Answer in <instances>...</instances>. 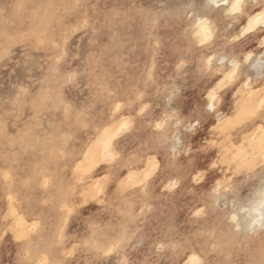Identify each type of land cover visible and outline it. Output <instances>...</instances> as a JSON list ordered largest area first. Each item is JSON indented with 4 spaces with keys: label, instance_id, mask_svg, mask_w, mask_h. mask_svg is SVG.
Listing matches in <instances>:
<instances>
[{
    "label": "rangeland",
    "instance_id": "obj_1",
    "mask_svg": "<svg viewBox=\"0 0 264 264\" xmlns=\"http://www.w3.org/2000/svg\"><path fill=\"white\" fill-rule=\"evenodd\" d=\"M209 6L0 0V264H187L195 246L202 264H264V234L238 237L241 227L230 219L264 176V147L256 140L264 135V80L255 90L261 80L249 62L227 79L222 62L207 58L210 51L256 49L260 35L235 38V20L215 16L218 32L200 44L193 21ZM210 92H220L217 110L228 113L222 121L202 109ZM249 93L261 105L255 102L254 113ZM199 114L203 133L177 136ZM109 128L114 157L102 154ZM228 146L247 154L235 157ZM252 154L258 165L242 171ZM235 158L243 161L238 171ZM225 229L229 236L219 237Z\"/></svg>",
    "mask_w": 264,
    "mask_h": 264
},
{
    "label": "bare ground",
    "instance_id": "obj_2",
    "mask_svg": "<svg viewBox=\"0 0 264 264\" xmlns=\"http://www.w3.org/2000/svg\"><path fill=\"white\" fill-rule=\"evenodd\" d=\"M14 1V0H13ZM65 1V0H64ZM118 1V0H117ZM210 1V0H209ZM257 2V4L256 5H253L252 3H250V2H248V0H243V3H244V5H245V7L242 9V12H243V15H241L240 13H230V11H229V9L227 8V7H225L224 5H223V0H216V2H215V4H212L211 3V6H209L207 9H203V11L201 12V14H199L198 16H197V18H200V19H204V20H206V21H208V27L211 29V38L209 39V40H211L212 39V37H214V34L215 33H217L218 31V29L215 27H212V20L214 19V17L215 16H217V17H219V16H222L223 17V15H226V16H231L230 18L231 19H233V20H235V23L236 24H232L231 22H230V24L229 25H235V30H234V37L236 38V37H238V36H240V35H243V34H246V33H248V31H245V29L247 28V26H248V19L249 18H254L255 16H257L258 14H259V12L261 11V10H264V9H261V7H260V5L261 4H264V3H262V1H264V0H256ZM35 2H36V0H35ZM130 2V1H129ZM233 2V0H229V3H232ZM26 3V2H25ZM31 3H33V2H31ZM13 4V3H12ZM36 4V3H35ZM21 5H22V3H21ZM20 6V5H19ZM33 6H34V4H33ZM37 6V5H36ZM39 6V5H38ZM105 6V5H104ZM57 7V6H56ZM59 7V6H58ZM106 7V6H105ZM21 8V7H20ZM141 8V7H140ZM28 9V8H27ZM40 9H41V7H40ZM39 9V10H40ZM52 9V8H51ZM57 9V8H56ZM58 11V10H57ZM83 11V10H82ZM2 12V11H1ZM13 12V11H12ZM20 13V12H19ZM196 13V12H195ZM131 14V13H130ZM1 16H3V15H1ZM131 16V15H130ZM20 17V16H19ZM24 17V16H23ZM5 18V17H4ZM26 18V17H25ZM37 18V17H36ZM41 18V17H40ZM197 18L196 19H194V23H193V25H194V35H195V31H198L199 29H196L195 28V24H196V20H197ZM8 19V18H7ZM17 19V18H16ZM10 20V19H9ZM8 20V21H9ZM22 21H23V18H22ZM221 21V20H220ZM15 22V21H14ZM25 22V21H24ZM16 23V22H15ZM39 24V23H38ZM4 26V25H3ZM27 26V25H26ZM25 26V27H26ZM52 26V25H51ZM178 26V25H177ZM218 26H219V24H218ZM10 27V26H9ZM12 27V26H11ZM96 28V27H95ZM29 29V28H28ZM50 29V28H49ZM16 30V29H15ZM97 30V29H96ZM253 30H257V32L258 33H256V34H259L260 35V37H259V39L257 40V44L256 45H254V46H257L256 47V49L255 48H252V47H250V48H247V49H243L242 51H241V53L240 54H236V53H232V52H230V53H225L224 51L221 53V54H219V55H217V53H215L214 51H210V53L208 54V56H207V58L209 59V60H211L212 58H216L217 60H220L221 62H222V65H221V67H220V70L219 71H221L222 72V74H223V76L224 77H228L227 79H232V78H234L233 76H231L230 75V73L233 71V68H232V62L233 61H235L238 65H239V69H240V64H241V62H249V64L251 65V67L252 68H254V69H256V76L258 77L257 79H259V80H261V82L260 83H257V85H255L256 87H254V89L256 90V89H258V88H260V86H261V84H262V81L264 80V72H261L260 70H261V68L262 67H264V58L262 57L263 55H264V21H262V22H259V23H257V22H255L254 21V23H253ZM2 31V30H1ZM63 31V34H65L66 33V30H62ZM219 32H220V30H219ZM251 32V31H250ZM6 33V32H5ZM8 34H9V32H7ZM17 33V32H16ZM21 33V32H20ZM192 33H193V31H192ZM221 33V32H220ZM249 34H252V33H249ZM13 35V34H12ZM14 35H15V33H14ZM13 35V36H14ZM94 35V34H93ZM216 35V34H215ZM225 35V34H224ZM12 36V37H13ZM65 36H67V33H66V35ZM192 36V35H191ZM230 36H232V35H230ZM11 37V36H10ZM194 37V36H193ZM218 37V36H217ZM247 37H249V35L247 36ZM250 37H251V35H250ZM253 37V36H252ZM257 37V36H256ZM96 38V37H95ZM196 39L195 40H198L199 41V37H195ZM1 39V38H0ZM33 39V38H32ZM100 39V38H99ZM217 39V38H216ZM243 39H246V37L245 38H243ZM97 40V39H96ZM128 40V39H127ZM208 40V41H209ZM213 40V39H212ZM211 40V41H212ZM247 40H250V38H248V39H246V41ZM48 41H50V40H48ZM53 41V40H52ZM52 41H50V43L52 42ZM56 41V40H55ZM100 41V40H99ZM207 41V42H208ZM222 41H224V40H222ZM226 41V40H225ZM235 41V40H234ZM240 41V40H239ZM245 41V42H246ZM17 42V41H16ZM61 42V41H60ZM44 43V42H43ZM48 43V42H47ZM59 43V42H58ZM58 43H56V44H58ZM210 43V42H209ZM211 43H213V42H211ZM210 43V44H211ZM55 44V45H56ZM209 44V45H210ZM250 44V43H249ZM49 45V44H48ZM58 45H61L60 43L58 44ZM57 45V46H58ZM240 46V45H239ZM247 46V45H246ZM4 47V46H3ZM36 47V46H35ZM225 47V46H224ZM236 47V46H235ZM249 47V46H248ZM244 48V47H243ZM64 49V48H63ZM240 49V48H239ZM208 50V49H207ZM209 50H210V48H209ZM203 51H205V50H203ZM229 52V51H228ZM50 53V52H49ZM203 53V52H202ZM219 53V52H218ZM205 55V57H206V54H204ZM63 56V55H62ZM246 57H250V58H248V59H245ZM206 60V59H205ZM212 61V60H211ZM208 64H210V63H208ZM110 65V64H109ZM239 71L240 70H237V77H238V75H239ZM236 76H235V78H236ZM255 77V76H254ZM243 78H245V82H246V84H252L253 83V81H254V78L252 77V76H250V75H244L243 76ZM226 79V80H227ZM226 80L223 82L224 84H225V82H226ZM235 80V79H234ZM258 80V81H259ZM228 82V81H227ZM231 83V82H230ZM210 84V83H209ZM246 84H245V86H246ZM223 85V84H222ZM221 84H220V86H222ZM263 85V84H262ZM244 87V86H243ZM249 86H247V88H248ZM251 87V86H250ZM246 88V87H245ZM98 90V89H97ZM218 91V90H217ZM249 90H247L246 92H248ZM250 92V91H249ZM220 93V92H219ZM219 93H215V92H213V94L215 95V97H216V99L214 100V101H209V99H208V101L207 102H205L204 103V105H203V111H208L209 113H210V115L213 117V119H216V120H223V118L222 117H224V116H227V114L228 113H226V112H224V111H222V112H218V105H219V101H220V95H219ZM262 93V92H261ZM251 94H253L254 95V93H251ZM251 94L249 93L248 95H250V97H251ZM244 95H245V93H244ZM253 95H252V97H251V102L252 103H254V104H251V102L249 101V99H248V102H250L249 103V105H251V107L253 106V109H250L249 108V110H252V112L254 111V106L256 105L257 106V103L255 104V102H258V101H253ZM261 95V94H260ZM206 96V95H205ZM263 96V95H262ZM208 97V96H207ZM243 97V96H242ZM247 97V96H246ZM249 97V98H250ZM260 97V96H259ZM258 97V98H259ZM244 98V97H243ZM256 98V97H255ZM255 98H254V100H255ZM262 98V97H261ZM260 99V98H259ZM259 99H257V100H259ZM226 100V99H225ZM242 102V101H241ZM259 102H262L261 104H263V102L264 101H259ZM258 102V103H259ZM206 103H211L212 104V110H208V108L206 107ZM247 103V102H246ZM245 103V104H246ZM244 104V103H243ZM246 105H248V104H246ZM248 105V106H249ZM248 106H246V107H248ZM258 106H261L260 105V103H259V105ZM15 107V106H14ZM220 107V106H219ZM250 107V106H249ZM221 108V107H220ZM229 109V108H228ZM234 109H235V107H234ZM261 109V108H260ZM176 110V109H175ZM221 110V109H220ZM248 110V111H249ZM202 111V112H203ZM226 111H227V109H226ZM256 111V110H255ZM258 111V110H257ZM256 111V112H257ZM201 112V113H202ZM236 112V111H235ZM242 112V111H241ZM251 112V111H250ZM208 113V114H209ZM233 113V112H232ZM249 112H245V114L247 115ZM254 113V112H253ZM252 113V114H253ZM168 114L169 113H164L163 114V116H168ZM245 114H242L241 113V115L243 116V117H245ZM203 115H201V114H199V115H197V116H195V118L192 120V121H190L189 123H187V124H183L182 123V125H181V128L179 129V131L177 132V136H179L181 133H184V131L186 132V131H189V130H191V132L193 133V134H195L194 132H196L197 130L198 131H201L202 129L201 128H199V125H202V124H200V121H199V118L200 117H202ZM250 116V115H249ZM204 117V116H203ZM239 117H241V116H239ZM210 118V117H209ZM242 118V117H241ZM161 119H163V118H161ZM201 119V118H200ZM232 119V118H231ZM238 119V118H237ZM230 120V119H229ZM234 121H236V119H233ZM232 120V121H233ZM243 120V119H242ZM163 121V120H162ZM202 121V120H201ZM221 121L219 122V125H218V127L217 128H219L220 130L221 129H223V127H224V121L221 123ZM238 121V122H237ZM235 123H240L239 122V120H237ZM180 122H182V120L180 119V118H177V120H176V124H180ZM210 122V121H209ZM216 122V121H215ZM230 122V121H229ZM220 123L221 124H223L222 126V128H220L221 127V125H220ZM226 123L227 122H225V125H226ZM235 124L234 122H231V124ZM107 124V123H106ZM110 124V123H109ZM196 124V125H195ZM213 124V123H212ZM232 124V125H233ZM204 125V124H203ZM238 125H240V124H236V127L238 126ZM263 125V124H262ZM1 126V125H0ZM125 126L127 127L128 126V122H127V120L125 119V120H123L122 121V123L120 124V126L117 128V130L118 131H121V130H123V129H125ZM231 126V125H230ZM239 127V126H238ZM200 130H199V129ZM204 128V127H203ZM206 128V127H205ZM226 128H229V126H227ZM261 128V127H260ZM258 129V130H262V128L261 129ZM104 129V128H103ZM111 129L112 128H109V129H107L106 131L107 132H104L103 133V140H104V142H103V153L102 154H104V155H111V156H108V157H112L113 155L111 154L112 152H114L113 151V146L114 145H112V142H111ZM211 129V128H210ZM210 129H208V130H210ZM233 129H234V127H233ZM240 129V128H239ZM225 130V129H224ZM255 130H257V129H255ZM257 130V131H258ZM256 131V132H257ZM123 132H124V130H123ZM202 132V131H201ZM200 132V133H201ZM197 133V132H196ZM203 133V132H202ZM208 133H209V131H208ZM221 133V132H220ZM218 134L219 136L221 135V134ZM227 133V132H226ZM244 133V132H243ZM261 133H262V131H261ZM113 134H115L114 132H113ZM120 134V133H119ZM198 134V133H197ZM206 134V133H205ZM118 135V134H117ZM219 136H217V138L216 139H218V137ZM224 136H226V135H224ZM250 136H251V134L250 135H248V137L247 138H245V140L244 141H249V139H252L253 137H251L250 138ZM260 136H261V138H260ZM264 136V135H263ZM262 136V134L260 135H257V138H256V140H257V142L256 141H254L255 143H257L258 144V147L259 146H263L264 147V145H261L260 144V142L261 141H264V139L262 138L263 137ZM206 137V136H205ZM212 138V137H211ZM249 138V139H248ZM259 138V139H258ZM221 139V138H220ZM219 139V140H220ZM247 139V140H246ZM263 139V140H262ZM208 140V139H207ZM215 139H213V141H214ZM253 140V139H252ZM252 140H251V142H252ZM218 141V140H217ZM216 140H215V142L214 143H216L217 142ZM220 141H222V139L220 140ZM243 141V142H244ZM219 142V141H218ZM228 142V144H230V146H231V143H229V141H227ZM226 142V143H227ZM233 143H234V141H232ZM225 143V144H226ZM245 143V142H244ZM254 143V144H255ZM236 144V143H235ZM246 144V143H245ZM224 145V144H223ZM244 145V144H243ZM248 146L250 145V147H256L255 145H253V146H251V144H250V142H249V144H247ZM94 146V145H93ZM101 146H102V142H101ZM189 146V145H188ZM220 146V145H219ZM219 146H218V148H219ZM230 146H228V147H230ZM234 146V145H233ZM115 147V146H114ZM239 146H235V148H232V147H230L231 149H229L230 150V152L232 151L233 152V154L232 155H234L235 157H239V158H241L242 159V156L245 154H247V152H245L244 153V149H245V147H244V149H243V147H242V149H241V147H239ZM250 147H248L249 149H250ZM186 148V147H185ZM198 148V147H197ZM221 148H225V149H227V146L226 147H224V146H221ZM238 150H237V149ZM261 148V149H260ZM202 150H203V148H201ZM224 149V151H226ZM233 149H235V151L233 150ZM241 149V150H240ZM258 149V148H257ZM259 149L261 150V152H264V149L262 148V147H259ZM100 150H101V148H100ZM115 150V149H114ZM193 150V149H192ZM191 150V151H192ZM214 150H215V148H214ZM219 151H220V149H218ZM229 150H227L228 152H229ZM237 150V151H236ZM251 150V149H250ZM256 150V149H255ZM96 151H97V149H96ZM190 151V152H191ZM227 151H226V153H227ZM178 152V151H177ZM185 152V151H184ZM223 152V151H222ZM230 152H229V154H230ZM234 152H236V153H234ZM238 152V153H237ZM254 152V151H253ZM252 151L250 152V153H253ZM259 152V151H258ZM257 152V153H258ZM166 153V152H165ZM164 153V154H165ZM224 153V152H223ZM242 153H244V154H242ZM257 153H255L256 155H257ZM96 154V152H94V155ZM228 154V155H229ZM255 154H252V158H254L255 157ZM261 154H263L264 155V153H260V155ZM93 155V156H94ZM103 155V156H104ZM188 155V154H187ZM241 155V156H240ZM115 156V155H114ZM113 156V157H114ZM156 156V155H155ZM170 156H172V155H170ZM248 156H250V154L248 155ZM95 157V156H94ZM99 157H100V151H99ZM162 157V156H161ZM188 157V156H187ZM221 157H223V159H224V157H226V156H221ZM232 157V156H231ZM251 157H249L250 159H249V162H250V165H249V162H246V163H244V164H242L243 163V161H245L246 160V158H245V156H244V160L242 161V163H241V160L239 159V158H237V159H239V160H237L236 158V160H237V164L236 165H234V169L236 168V170L238 169V167L239 166H241V164H242V166L243 167H241L240 169L242 170L243 168H244V166L246 165L247 166V168L249 167V169L252 167V166H256V165H258V164H256V163H258L257 162V160L255 161V158H254V161H253V165H252V158ZM257 157V156H256ZM261 157V156H260ZM258 158V159H260L261 160V158ZM87 158V157H86ZM103 158V157H102ZM105 158V157H104ZM152 158V157H151ZM229 158H230V156H229ZM94 159H95V161H97V159H99V158H93L92 157V159L90 158V160L92 161H94ZM101 159V158H100ZM116 159V158H115ZM183 159V158H182ZM219 159H220V157H219ZM227 157H226V159H225V161H227ZM263 160H264V156H263V158H262ZM228 160H230V159H228ZM231 160H232V158H231ZM248 160V159H247ZM246 160V161H247ZM262 160V161H263ZM92 161V162H93ZM94 161V162H95ZM196 161V160H195ZM225 161H223V162H225ZM259 161V160H258ZM262 161L261 162H259V164L261 165L262 164ZM87 162V161H86ZM93 162V163H94ZM153 162H155V161H153ZM231 162V161H230ZM256 162V163H255ZM264 162V161H263ZM228 163H229V161H228ZM232 163V162H231ZM162 164V163H161ZM215 164H216V162H215ZM256 164V165H255ZM157 165V163L155 164V166ZM230 165V164H229ZM249 165V166H248ZM264 165V164H263ZM224 166V165H223ZM157 167V166H156ZM155 167V168H156ZM228 167V165L227 166H225L224 168L225 169H229V167ZM232 167V166H231ZM152 168V167H151ZM150 168V169H151ZM256 168V167H255ZM153 169H154V167H153ZM254 169V168H253ZM89 170V169H88ZM224 170V169H223ZM241 170H240V172H241ZM248 170V169H247ZM238 171V170H237ZM243 171V170H242ZM250 171V170H249ZM252 171H254V170H252ZM176 180V179H175ZM227 180V179H226ZM176 182V181H175ZM99 183V182H98ZM220 185H221V183H220ZM172 186V185H171ZM170 186V187H171ZM176 186V185H175ZM228 186V185H227ZM262 187H264V176L263 177H261V179H259V181H258V183H256V185H254V187L252 188V189H250L248 192H247V194H245V196L243 197V199L240 201V204L235 208V211H233L231 214H230V219H231V221H232V226H238L239 228L241 227V229H240V232H238L237 234H238V237H239V235H242V236H256V238H257V236L258 235H261V234H264V206H262L261 205V202H260V198H259V196L257 195L258 194V192L261 190V188ZM103 188V187H102ZM102 192V191H101ZM205 209V208H204ZM206 211H208L209 212V214L211 213H213L214 211H213V208L211 207V205L209 204V205H207V207H206V209H205ZM205 210H203V211H205ZM202 211V212H203ZM210 216V215H209ZM221 216V215H220ZM219 216V217H220ZM233 216H235L236 217V220H233L232 219V217ZM218 217V218H219ZM223 217V216H222ZM221 217V218H222ZM215 218V217H214ZM220 218V219H221ZM204 219V218H203ZM212 219V218H211ZM224 220H225V218H224ZM212 221V220H211ZM20 222H21V220H20ZM22 222H25L24 220L22 221ZM198 222V221H197ZM203 222V221H202ZM206 222V221H205ZM26 223L27 222H25V223H23L24 225H26ZM208 223V222H207ZM209 224V223H208ZM210 225V224H209ZM211 225H212V223H211ZM27 226V225H26ZM213 226V225H212ZM229 226H230V224L227 226L228 228H229ZM211 227V226H210ZM208 228V227H207ZM227 228V229H228ZM204 229H205V227H204ZM211 229V228H210ZM227 229H225V230H222L221 232H218V231H216V232H218V233H221L220 234V236L219 237H224V238H227L229 235L228 234H225V235H228L227 237L226 236H222V235H224V233H228L227 232ZM216 230V229H215ZM228 231H229V229H228ZM217 234V233H216ZM214 236V235H213ZM195 237V236H194ZM215 237H217V236H215ZM218 237V238H219ZM231 237V236H230ZM235 237V236H234ZM241 237V236H240ZM259 237H261V236H259ZM251 238V237H250ZM249 238V239H250ZM261 239H263V237L261 238ZM192 240V239H191ZM202 240V239H201ZM222 240V239H221ZM224 240V239H223ZM233 240V239H232ZM240 240V239H239ZM238 240V241H239ZM247 240H248V238H247ZM258 240V239H257ZM260 240V239H259ZM258 240V241H259ZM197 241V240H196ZM195 241V242H196ZM238 241H235V242H238ZM241 241V240H240ZM244 241V240H243ZM245 241H246V237H245ZM257 241V242H258ZM261 241V240H260ZM159 242H162V241H159ZM193 242V241H192ZM195 242H193L192 244L194 245L195 244ZM200 242V241H199ZM225 242H226V240H225ZM248 242V241H247ZM240 244H241V242H239ZM246 243V242H245ZM31 244V243H30ZM248 244H250V243H248ZM253 244V243H252ZM198 245V244H197ZM195 246V245H194ZM199 246V245H198ZM196 247V246H195ZM195 247L193 248H191V249H193V250H191L189 253H188V258H190L191 256H193V255H195V256H197V257H199V259H200V261H202L203 259H202V256H201V253L199 252V251H197V250H194L195 249ZM252 247H254V246H251V248ZM197 248V247H196ZM250 248V249H251ZM190 250V249H189ZM248 251H249V248L247 249ZM252 251V250H251ZM250 251V253H252ZM253 254V253H252ZM248 256H250L249 258H251V257H253V256H255V255H249V253H248V255H247V257ZM256 257V256H255ZM254 257V258H255ZM254 258H253V261H254ZM256 259V258H255ZM248 261H250V260H248ZM252 261V260H251ZM203 262V261H202ZM182 264V263H181Z\"/></svg>",
    "mask_w": 264,
    "mask_h": 264
},
{
    "label": "snow or ice",
    "instance_id": "obj_3",
    "mask_svg": "<svg viewBox=\"0 0 264 264\" xmlns=\"http://www.w3.org/2000/svg\"><path fill=\"white\" fill-rule=\"evenodd\" d=\"M216 0H210V3L215 4ZM223 5L227 7L230 11V13H240L243 15L242 9L245 7L243 0H233L232 3H229V0H223ZM261 9H264V4L260 5ZM257 22H262L264 21V10H261L257 16L254 18H249L248 19V26L245 29V31H253V23ZM195 28L199 29L198 31H195V35L199 37V43L204 44L206 43L210 38H211V29L208 27V21L204 19L197 18ZM250 57H246L245 59H248ZM209 63L211 61L209 60ZM232 68L233 71L230 73L231 76L235 77L237 75V70H239V65L233 61L232 62ZM208 99L209 101H214L216 99L215 95L213 92H210L208 94ZM206 107L208 110H212V104L211 103H206ZM260 198L261 205L264 206V187L261 188V190L257 194ZM199 213H197L198 215ZM233 220H236V217H232ZM187 264H202V261H200L199 257L193 255L187 260Z\"/></svg>",
    "mask_w": 264,
    "mask_h": 264
}]
</instances>
